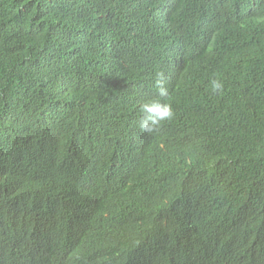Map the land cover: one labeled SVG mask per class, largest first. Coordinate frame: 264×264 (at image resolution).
<instances>
[{
  "label": "trees",
  "instance_id": "trees-1",
  "mask_svg": "<svg viewBox=\"0 0 264 264\" xmlns=\"http://www.w3.org/2000/svg\"><path fill=\"white\" fill-rule=\"evenodd\" d=\"M0 264H264V0H0Z\"/></svg>",
  "mask_w": 264,
  "mask_h": 264
},
{
  "label": "clouds",
  "instance_id": "clouds-1",
  "mask_svg": "<svg viewBox=\"0 0 264 264\" xmlns=\"http://www.w3.org/2000/svg\"><path fill=\"white\" fill-rule=\"evenodd\" d=\"M211 91L219 94L223 91V81L217 77L209 81ZM154 87L157 96L145 100L139 105L138 127L144 133L156 132L162 123L171 121L175 118V111L169 101V89L167 87V76L163 71L156 72L154 77Z\"/></svg>",
  "mask_w": 264,
  "mask_h": 264
}]
</instances>
